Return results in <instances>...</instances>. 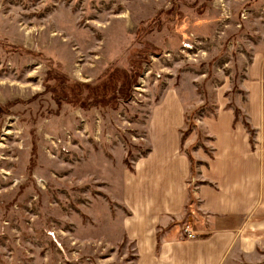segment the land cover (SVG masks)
Listing matches in <instances>:
<instances>
[{
  "label": "rangeland",
  "instance_id": "1",
  "mask_svg": "<svg viewBox=\"0 0 264 264\" xmlns=\"http://www.w3.org/2000/svg\"><path fill=\"white\" fill-rule=\"evenodd\" d=\"M262 54L264 0H0V264H136L123 186L153 110L177 92L206 151ZM247 239L238 264H264V218Z\"/></svg>",
  "mask_w": 264,
  "mask_h": 264
},
{
  "label": "crops",
  "instance_id": "2",
  "mask_svg": "<svg viewBox=\"0 0 264 264\" xmlns=\"http://www.w3.org/2000/svg\"><path fill=\"white\" fill-rule=\"evenodd\" d=\"M264 55H257L243 83L246 101L235 107L255 131L254 144L244 119L235 121L233 107L220 101L216 115L199 121L209 143L194 149L200 132L182 143L186 109L180 95L169 90L151 118V151L138 159L126 176L123 205L127 238L134 243L136 264H238L254 250L247 235L264 218ZM232 106V105H231ZM186 150H191L190 154ZM208 150V152H207ZM197 163L192 216L197 238L188 240L193 168ZM251 228V229H250Z\"/></svg>",
  "mask_w": 264,
  "mask_h": 264
},
{
  "label": "trees",
  "instance_id": "3",
  "mask_svg": "<svg viewBox=\"0 0 264 264\" xmlns=\"http://www.w3.org/2000/svg\"><path fill=\"white\" fill-rule=\"evenodd\" d=\"M129 85V84H128ZM97 105V104H95ZM102 105V104H100ZM99 106V105H97ZM88 107V106H87ZM230 108H232L233 106L229 105ZM89 108V107H88ZM234 113H235V121H239L240 120V116H241V111L237 108H234ZM244 119V118H243ZM244 124L246 129L248 130V132L250 133V137H251V143L254 144V135H255V131L253 130V128L251 127V125L247 122V120L244 119ZM190 134V131L183 133V137H182V143H184V141L186 140L187 136ZM192 161V159H191ZM198 164H201L198 162ZM130 167V166H129Z\"/></svg>",
  "mask_w": 264,
  "mask_h": 264
},
{
  "label": "built area",
  "instance_id": "4",
  "mask_svg": "<svg viewBox=\"0 0 264 264\" xmlns=\"http://www.w3.org/2000/svg\"><path fill=\"white\" fill-rule=\"evenodd\" d=\"M182 230L186 238L189 240H193L197 237L196 231L193 229L191 224H185Z\"/></svg>",
  "mask_w": 264,
  "mask_h": 264
}]
</instances>
